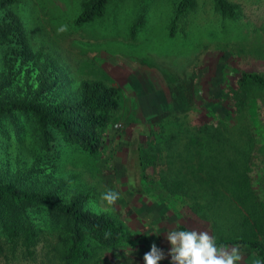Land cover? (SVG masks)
Listing matches in <instances>:
<instances>
[{"label":"trees","instance_id":"obj_1","mask_svg":"<svg viewBox=\"0 0 264 264\" xmlns=\"http://www.w3.org/2000/svg\"><path fill=\"white\" fill-rule=\"evenodd\" d=\"M110 1L85 0L76 24L83 26L103 16ZM16 3L0 0V50L9 75L15 62L32 57L24 25L13 10ZM197 6V0H179L173 25ZM214 12L230 22L242 13L229 0H214ZM231 57L228 52L224 59ZM37 63L35 91L9 98L2 90L13 79L0 84V143L8 150L0 163V257L32 260L45 250L40 252L45 264H128L139 241L132 240L126 223L111 213L92 210L86 184L74 190L70 181L47 187L43 168L50 164L58 172L59 163L71 155L92 161L103 157L123 107L122 87L85 80L77 101L50 102L45 97L59 80L51 78L47 61L38 57ZM196 77L195 73L170 94L168 113L145 121L151 130L138 148L141 176L148 182L149 169L164 155L170 174L155 181L172 202L185 203L195 188L203 199L206 196L215 220H223L219 209L228 214L225 222L233 218L228 233L213 234L217 245L244 246L264 264V186L251 164L256 147L264 149L258 117L254 118L264 107V74L240 70L220 83L218 97L208 94V102L197 97ZM197 113L200 121L193 124L191 117ZM27 141L34 161L22 155ZM11 147H17L15 158L8 156ZM145 147L157 155L145 154ZM178 229L192 230L185 223Z\"/></svg>","mask_w":264,"mask_h":264},{"label":"rangeland","instance_id":"obj_2","mask_svg":"<svg viewBox=\"0 0 264 264\" xmlns=\"http://www.w3.org/2000/svg\"><path fill=\"white\" fill-rule=\"evenodd\" d=\"M84 1L17 0L13 10L24 25L32 57L15 62L9 75L0 50V84L9 77L13 79L3 88V96L18 98L38 88V57L50 64L51 78L59 80L58 87L45 97L50 102L77 101L85 80L122 87L123 107L103 157L92 161L71 155L59 163L58 172L45 164L44 181L47 187L70 181L72 190L86 184L93 198L92 210L111 213L124 221L132 240L139 241L137 253L128 264H144V254L153 243L165 252L166 258L160 264H170L167 231L185 223L192 230H206L212 235L216 231L228 233L229 225H234L233 218L230 223L225 222L228 214L219 209L218 215L223 220H215L208 210L206 196L203 199L193 187L185 203L172 202L155 181L163 173L170 174L164 155L149 169L151 178L145 182L138 151L140 143L149 139L151 127L145 121L159 120L158 115L168 113L170 94L189 82L195 73L197 97L204 101L209 96L218 97L220 83L240 70L264 74V0H229L242 11L235 22L225 21L214 12V0H197L196 11L175 26L172 22L179 0H111L103 16L79 26L76 20ZM61 27L67 30L58 31ZM228 52L233 56L231 61L224 59ZM198 113L191 117L193 124L200 121ZM255 117L260 124L259 137L264 140V107ZM3 144L0 143V163L8 151L3 150ZM31 146L27 141V149L22 152L29 156L28 161H34L29 153ZM259 147L251 164L254 176L264 186V149ZM16 151L17 147H11L9 158H15ZM144 151L157 155L147 147ZM109 189L120 197L112 206L101 200V195ZM240 249L243 256L240 264H260L251 250L244 246ZM40 252L45 250L25 261L0 257V264H45Z\"/></svg>","mask_w":264,"mask_h":264},{"label":"clouds","instance_id":"obj_3","mask_svg":"<svg viewBox=\"0 0 264 264\" xmlns=\"http://www.w3.org/2000/svg\"><path fill=\"white\" fill-rule=\"evenodd\" d=\"M66 30V27H61L58 31ZM119 198V193L111 189L101 195V200L109 206L114 205ZM166 239L171 244L168 251L170 264H240L243 260L239 246H218L215 237L206 230L173 228L167 231ZM165 258V252L153 243L143 260L144 264H160Z\"/></svg>","mask_w":264,"mask_h":264},{"label":"built area","instance_id":"obj_4","mask_svg":"<svg viewBox=\"0 0 264 264\" xmlns=\"http://www.w3.org/2000/svg\"><path fill=\"white\" fill-rule=\"evenodd\" d=\"M117 127H119V126L117 125Z\"/></svg>","mask_w":264,"mask_h":264}]
</instances>
